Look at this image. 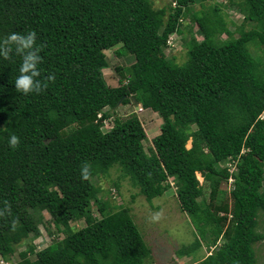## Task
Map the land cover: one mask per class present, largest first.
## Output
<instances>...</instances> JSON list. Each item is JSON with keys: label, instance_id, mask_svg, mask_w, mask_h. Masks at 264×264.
<instances>
[{"label": "trees", "instance_id": "1", "mask_svg": "<svg viewBox=\"0 0 264 264\" xmlns=\"http://www.w3.org/2000/svg\"><path fill=\"white\" fill-rule=\"evenodd\" d=\"M205 1L155 8L151 0H0V44L12 33L34 31L32 51L39 49L41 57L35 61L41 89L24 94L15 87L23 57L15 44L2 45L8 52L7 58L0 55L3 259L149 264L151 249L130 209L104 200L93 182L118 166L147 200L175 187L179 207L199 236L179 253L189 255L201 239L211 248L192 264H257L253 245L264 239L257 230L264 213V0H228L244 15L238 36L220 13L222 5L211 0L206 7ZM187 16L203 39L183 38L187 59L180 64L165 48L172 33L183 34ZM115 46L118 56L134 60L114 67L119 83L110 86L103 74L109 65L105 51ZM132 102L162 120L147 149L135 113L101 128L120 104ZM12 134L20 139L16 148L9 145ZM198 172L209 188L207 200ZM229 177L231 206L220 189ZM42 235L48 242L39 252L29 256L34 246L28 243L15 257L17 245Z\"/></svg>", "mask_w": 264, "mask_h": 264}, {"label": "rangeland", "instance_id": "2", "mask_svg": "<svg viewBox=\"0 0 264 264\" xmlns=\"http://www.w3.org/2000/svg\"><path fill=\"white\" fill-rule=\"evenodd\" d=\"M151 1L155 8L167 7L170 4H172V6L176 5L175 0ZM216 2L222 5L220 13L223 14L226 19L229 29L234 33V36H238L237 27L243 22V13L238 10L236 5L229 3L228 0H216ZM213 3L214 2L211 0L205 1L206 7ZM193 9L198 11L200 9V4L196 3L193 6ZM250 27L251 24L249 25V23H246L245 29H249ZM198 28V25L195 22H192L189 16L183 18V34L177 35L172 33L170 35V45L165 48V54L168 57H174L175 61L180 64L185 62L187 59V46L184 45V39L188 40L192 35H195L197 40L201 42L203 38L198 32ZM220 37L222 39L227 37L223 28H221ZM116 49L117 46L105 51L109 65L107 68L103 69V74L106 82L110 86H116L119 83V74L118 72H115L114 67L117 65L127 67L134 60L131 55L125 53L118 56L116 54ZM137 105L138 104L133 102L129 104H120L113 113V116L126 117L130 113L137 114L147 134V139L144 140V146L145 149H147L148 146L151 145L153 136L160 132L161 118L154 112L146 109L140 110V106ZM111 125L112 122L105 127L108 128ZM191 145L192 138H189L186 142V147L190 148ZM224 165L229 168L230 172L234 171V168L230 163ZM220 166H223V164L221 163ZM196 175L199 182L203 184L204 187L201 198L207 200L209 188L206 183H204L201 174L198 172ZM170 180L171 184H173V179L170 178ZM93 182L100 187V195H103L104 200H107L111 205H122L130 209L134 222L137 224L147 245L151 249V259L149 264H192L205 257L211 250V248H209L208 245H205V242L201 239L200 248L191 252L189 255H181L179 253L181 248L185 245L192 244L195 237L199 236L195 232L196 230L190 221V217L185 212L181 211L175 195L174 186L164 192L163 195L147 200L146 197L139 192L138 187L133 186L127 177L121 175L118 166L112 167L108 174L94 176ZM232 182L233 178L229 177L228 180H224L220 184V189L225 192L222 197L230 206L232 203L230 197ZM262 190H264V181ZM92 210L96 213L95 205H92ZM43 216L45 218L44 220L49 219V214L47 212H43ZM77 224L82 226L84 225V222L80 220ZM51 226L52 225H50V227ZM39 228L41 234L47 236L48 239L52 237L42 225H39ZM257 230L264 234V213L259 215ZM41 238L42 237H40V239ZM28 241L29 240H25L22 244L17 245L16 253L14 254L15 256H17V253L27 245ZM47 242L48 240L44 239L42 246L46 245ZM253 247L257 258V264H264V239L256 242Z\"/></svg>", "mask_w": 264, "mask_h": 264}, {"label": "clouds", "instance_id": "3", "mask_svg": "<svg viewBox=\"0 0 264 264\" xmlns=\"http://www.w3.org/2000/svg\"><path fill=\"white\" fill-rule=\"evenodd\" d=\"M35 39H36V33L34 31L28 32L26 35H23L20 33H12L7 37L6 40L3 41L2 44H0V55H3L5 58L8 57V52L3 50L2 45L4 44L9 45V47H11L12 44H15L16 45L15 52L21 54L23 57L22 63L19 68L20 75H18L16 78L15 87L18 91H21L24 94H27L34 90L39 91L41 89V82L35 79L40 74L39 69L37 67V63H35V61L41 60V57L38 55L39 49H35V53L32 51V49H34L33 45H34ZM52 78L53 77H49V79H52ZM138 105L140 106L139 107L140 110L146 109L148 111L154 112L151 109L143 108L140 104ZM105 109H108V108L106 107ZM113 113L109 117L103 119V122L101 125L102 130L106 131L112 128L113 121L115 118L113 116ZM154 113L157 114L156 112ZM101 117H102V112H99L97 114V118L99 119ZM110 122H112V125L106 128L105 126L108 125ZM19 143H20L19 137L15 134H12L9 139V145L12 148H16L19 145ZM228 163L230 162H226L225 164H228ZM230 164L232 165V162ZM82 173H83V177L86 179L88 176L87 166H85L82 169ZM94 214L98 215L97 212L96 213L94 212ZM40 237L42 238L40 239ZM27 240H29L27 242V245L28 243H30L34 246L33 253H31V251H27L28 250L27 246H25L22 250L27 251L28 255L31 257L34 256L35 253L39 252L45 246V245L42 246V242L44 240L43 236H38L31 240L28 238ZM23 242H21L20 244H22ZM15 257L17 258V256ZM0 259L3 261V262H0V264H10L5 259H3L1 255H0Z\"/></svg>", "mask_w": 264, "mask_h": 264}, {"label": "built area", "instance_id": "4", "mask_svg": "<svg viewBox=\"0 0 264 264\" xmlns=\"http://www.w3.org/2000/svg\"><path fill=\"white\" fill-rule=\"evenodd\" d=\"M175 3V2H174ZM168 43L170 44V42L168 41ZM0 262H3L1 259H0Z\"/></svg>", "mask_w": 264, "mask_h": 264}]
</instances>
